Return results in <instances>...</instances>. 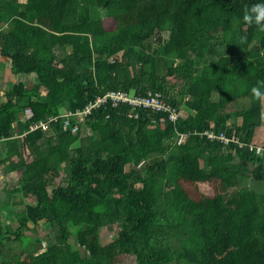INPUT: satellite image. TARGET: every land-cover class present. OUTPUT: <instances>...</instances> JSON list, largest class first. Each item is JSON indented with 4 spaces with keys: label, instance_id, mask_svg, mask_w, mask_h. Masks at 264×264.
I'll list each match as a JSON object with an SVG mask.
<instances>
[{
    "label": "trees",
    "instance_id": "trees-1",
    "mask_svg": "<svg viewBox=\"0 0 264 264\" xmlns=\"http://www.w3.org/2000/svg\"><path fill=\"white\" fill-rule=\"evenodd\" d=\"M255 2L0 0V53L14 74L34 78L10 87L0 105L5 162L21 189L10 191L17 227L0 223V264H264V194L238 188L248 177L264 185V153L248 150L264 124V100L250 92L264 79V29L241 18ZM100 10L115 23L112 37ZM108 91L159 92L187 116L160 124L162 113L105 104L76 134L62 128L61 111ZM239 98L249 104L235 111ZM25 109L33 118L22 123ZM48 117H58L52 136L12 138L15 121L21 133ZM205 130L244 147L194 135ZM176 133L190 136L177 144ZM185 183L211 191L192 202ZM40 222L54 243L45 238L36 250L22 230ZM113 228L103 245L101 231Z\"/></svg>",
    "mask_w": 264,
    "mask_h": 264
},
{
    "label": "built area",
    "instance_id": "built-area-1",
    "mask_svg": "<svg viewBox=\"0 0 264 264\" xmlns=\"http://www.w3.org/2000/svg\"><path fill=\"white\" fill-rule=\"evenodd\" d=\"M105 104H109L112 108L119 106L120 104H127L133 110L134 109H144L145 111H151L153 113H162L165 116H162L158 119V123L163 124L165 118L167 121L171 123H175L179 119H184L183 115L180 114L179 111H176L170 104L166 103L163 100L161 93L159 92H148L145 96H135L133 93L128 94L121 91H108L103 96L95 97L93 102H89L86 107L81 111L71 112L65 111L61 113L58 117L62 118V128L64 130H69L71 134H76L79 131L80 125L84 122V118L90 114L91 109L98 108ZM58 117H48L46 121H36L32 122L26 131H22L21 133H14V138L22 140L27 134L32 133L36 130H41L44 133L48 129H51V126L57 122ZM131 117V115L129 116ZM136 117V116H134ZM33 118L32 111L30 109H25L23 112V118L21 120L22 123H26L27 121ZM155 122V121H154ZM194 135H198L200 138H206L209 141H216L223 146L227 150L230 144L237 145L238 148H243L244 145L235 138L234 135L231 137H227L223 132L216 133L213 131L205 130L203 132L194 133ZM177 136V144H184L190 134L185 133H176ZM248 150L251 152H255L257 155L264 153V144L258 145L251 143L248 145Z\"/></svg>",
    "mask_w": 264,
    "mask_h": 264
},
{
    "label": "rangeland",
    "instance_id": "rangeland-1",
    "mask_svg": "<svg viewBox=\"0 0 264 264\" xmlns=\"http://www.w3.org/2000/svg\"><path fill=\"white\" fill-rule=\"evenodd\" d=\"M100 14H101V17H102L103 29L105 31V35L107 37L114 36L116 34V26H115V23H114L113 19L109 18L104 10H100ZM150 43H151V49L152 50L155 49V45H154L155 44V40L151 39ZM103 58H101V59H103ZM168 62L171 63L170 61H168ZM169 63H167V65H169ZM20 77H22L23 79H28L30 81V83L34 82V78L29 79V78H27L25 76H22V75H20ZM24 82H26V81H24ZM24 82H19V83H24ZM177 88L178 87H175V89H177ZM172 92H174V91H172ZM248 104H249L248 100H244V99L239 98V99H236L231 104L230 107L233 110L238 111V110H241L243 108H246L248 106ZM180 112L184 113L186 111H185V109H181ZM263 122H264V116H263ZM263 125L264 124H262V126L259 127L256 132H258V133L260 132L261 134H263L264 131L261 130L263 128ZM45 134L47 136H52L54 134V132L52 131V129H48ZM16 140H17V143L19 145L20 144V140L17 139V138H16ZM53 141H55V140L53 139ZM253 144H255V143H253ZM262 144H264V143H260L259 145H262ZM23 154H24V157L26 158L27 155H28V152L24 151ZM65 168H66L65 165H63L62 166V173L63 174L66 173V169ZM62 173H61V177L56 180V182H55L56 185H59L61 183L62 177H64V175ZM16 180H18V178H16ZM15 186H16V189L19 188L18 183H17V185H14V188H15ZM240 187L241 188H244V187L251 188V189H253L254 191H256L258 193L264 194V185L263 184L252 183L249 180V177H248V180L244 179L242 181L241 185H239L238 188H240ZM182 189L184 190V192H185L184 194L186 195L187 199L192 201V202L195 201V195L197 196L198 199L200 198V195L198 194L199 192H207L209 194V192L211 191L210 187H208V186L196 185V184H192V183H185L183 185ZM19 190H21V189L19 188ZM4 192H5V197H6L7 203H9V201L11 202L12 194L8 195V193H7V192H10V187H8V189L6 188V191L4 190ZM15 193L16 192H14V194ZM0 198L2 199L3 195L0 194ZM27 200H29L30 203L34 202V199H32V198L27 199ZM8 209H7V212H8ZM16 209H20V207L15 208V209L13 207L12 208L13 212ZM0 223H1V220H0ZM17 225H18V223L14 219L10 223V225H8V226L11 229H15L17 227ZM27 225L28 226L23 228V230H22L23 231V235L26 238L27 242H29V243L30 242H33V243L36 242V244H35L36 250H39V249L42 248V246H45V238H48V240L51 243H54L53 233H52V230H51V228L49 227L48 224H46L45 222H40L36 226L32 225L31 223L30 224L28 223ZM115 232H116L115 228H113L112 230L104 229V230L101 231V234H102L101 235V238H102L101 240H102L103 245H108L112 241V238L114 237ZM69 242H70V244L74 245V239L73 238H71L69 240ZM16 245H18V242H15V243L12 242L8 246L12 247V249H14V251H17L18 248H17ZM2 257H4V256H2ZM2 257H0V258H2ZM22 259H23V257H22ZM132 262H133L132 260H129V261L126 262V264H132Z\"/></svg>",
    "mask_w": 264,
    "mask_h": 264
},
{
    "label": "crops",
    "instance_id": "crops-1",
    "mask_svg": "<svg viewBox=\"0 0 264 264\" xmlns=\"http://www.w3.org/2000/svg\"><path fill=\"white\" fill-rule=\"evenodd\" d=\"M13 1L22 4L24 3L25 0H13ZM19 82H24L27 85L29 84L30 81L28 79H23L22 77H20V75L14 74L12 71L11 61L8 58L2 56L0 53V105L1 103H4L6 101L5 93L10 89V87H12L13 85ZM181 114L183 115V117L187 116L186 112ZM22 118L23 115L19 117V122H21L20 120H22ZM261 130L264 131V125ZM12 133H16V134L19 133V126L18 123H16V121L12 124ZM14 137L15 135L12 138ZM4 142L5 141H3V139H0V194L3 195V198L2 199L0 198V215H1L0 220H1V226L5 228L7 225H10V223L14 219L16 221V218L12 210L13 207L11 205V202L9 201V203H7L6 201L4 190L6 191V188L8 189V187H10V191L11 190L13 191L14 185H17L18 183V180H16V178L19 179L20 173L11 171L9 169L8 164L5 162V155L7 153V149L6 146L3 144ZM252 142L258 145L260 143H264V133L261 134L260 132L259 133L256 132ZM7 193L8 195H11L10 192ZM15 208L18 207L15 206L14 209Z\"/></svg>",
    "mask_w": 264,
    "mask_h": 264
},
{
    "label": "clouds",
    "instance_id": "clouds-1",
    "mask_svg": "<svg viewBox=\"0 0 264 264\" xmlns=\"http://www.w3.org/2000/svg\"><path fill=\"white\" fill-rule=\"evenodd\" d=\"M241 18L244 22L248 23L249 25L255 24L261 29H264V0H256L255 3H252L250 5L246 4L244 6L243 15ZM242 39L246 40L247 37H244ZM219 58L220 57H217L216 60H218ZM250 92L255 98L259 100H264V79H257L255 84L251 86ZM63 112H65V110L61 111V113Z\"/></svg>",
    "mask_w": 264,
    "mask_h": 264
}]
</instances>
